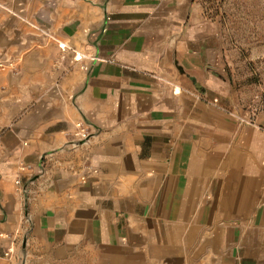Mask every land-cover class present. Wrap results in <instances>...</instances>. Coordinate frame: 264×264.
<instances>
[{
	"label": "crops",
	"instance_id": "obj_1",
	"mask_svg": "<svg viewBox=\"0 0 264 264\" xmlns=\"http://www.w3.org/2000/svg\"><path fill=\"white\" fill-rule=\"evenodd\" d=\"M230 27L200 0H0V264H264Z\"/></svg>",
	"mask_w": 264,
	"mask_h": 264
},
{
	"label": "rangeland",
	"instance_id": "obj_2",
	"mask_svg": "<svg viewBox=\"0 0 264 264\" xmlns=\"http://www.w3.org/2000/svg\"><path fill=\"white\" fill-rule=\"evenodd\" d=\"M204 8L231 26L230 51L235 69L249 74L252 94L238 114L242 123L256 124L264 110V0H200ZM223 16V17H222ZM247 75V74H246ZM212 98L211 102L213 101Z\"/></svg>",
	"mask_w": 264,
	"mask_h": 264
},
{
	"label": "built area",
	"instance_id": "obj_3",
	"mask_svg": "<svg viewBox=\"0 0 264 264\" xmlns=\"http://www.w3.org/2000/svg\"><path fill=\"white\" fill-rule=\"evenodd\" d=\"M59 46L61 48L65 47L64 43H59ZM74 57L81 58V56L79 55H75ZM9 65H12L10 62H6L2 59H0V68H5ZM213 101H217V98H214ZM75 130H74V137L76 139V141H86L89 136L91 135V128L88 125V122L86 123L84 120H78L77 122H75L74 124ZM84 178V177H83ZM17 183H20V180H16ZM13 250H14V238L9 239V243L8 246L4 249V256H8L11 257L13 255Z\"/></svg>",
	"mask_w": 264,
	"mask_h": 264
}]
</instances>
